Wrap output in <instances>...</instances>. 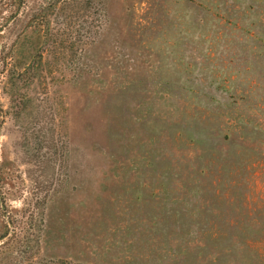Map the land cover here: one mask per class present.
<instances>
[{
  "label": "rangeland",
  "instance_id": "1",
  "mask_svg": "<svg viewBox=\"0 0 264 264\" xmlns=\"http://www.w3.org/2000/svg\"><path fill=\"white\" fill-rule=\"evenodd\" d=\"M5 234L0 264H264V0H0Z\"/></svg>",
  "mask_w": 264,
  "mask_h": 264
},
{
  "label": "trees",
  "instance_id": "2",
  "mask_svg": "<svg viewBox=\"0 0 264 264\" xmlns=\"http://www.w3.org/2000/svg\"><path fill=\"white\" fill-rule=\"evenodd\" d=\"M18 1H19V0H18ZM15 14H17V11H16ZM6 236H7V234H5L3 237H1V238H0V241H1L2 238H5Z\"/></svg>",
  "mask_w": 264,
  "mask_h": 264
}]
</instances>
